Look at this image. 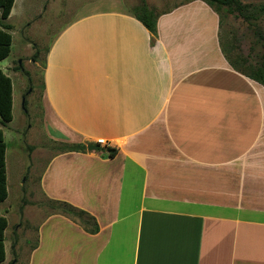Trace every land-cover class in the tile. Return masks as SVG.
Instances as JSON below:
<instances>
[{
    "label": "crops",
    "instance_id": "0c3cea01",
    "mask_svg": "<svg viewBox=\"0 0 264 264\" xmlns=\"http://www.w3.org/2000/svg\"><path fill=\"white\" fill-rule=\"evenodd\" d=\"M104 1H86L48 41L36 31L41 10L21 7L23 0L5 21L8 58L17 49L0 70L12 82L13 121L0 127L6 172L16 88L28 89L19 65L34 56L38 39L47 43L45 134L86 147L50 152L38 189L48 202L86 211L99 227L91 234L51 211L34 226L27 264H264V87L230 66L220 17L204 2L162 13L153 35L132 10ZM91 145L118 153L111 158ZM7 191L0 205L6 251L8 175ZM13 260L6 253L3 264Z\"/></svg>",
    "mask_w": 264,
    "mask_h": 264
},
{
    "label": "rangeland",
    "instance_id": "374dc122",
    "mask_svg": "<svg viewBox=\"0 0 264 264\" xmlns=\"http://www.w3.org/2000/svg\"><path fill=\"white\" fill-rule=\"evenodd\" d=\"M27 9L41 10L42 24L37 27L41 32L46 33V40H52L58 31L79 13L86 1L91 0H23ZM125 8L132 10L138 4V0H117ZM189 0H148L150 9L157 14L169 11L171 8L184 4ZM244 4H262L264 0H241ZM105 6L114 4L110 0H105ZM20 4L18 5V7ZM114 6V5H112ZM53 16V17H52ZM220 43L226 53L233 59L243 57L254 62L263 54L260 46L256 47L252 54V48L255 46L253 32L242 20L235 16L228 15L225 10L221 11ZM49 19L53 25H48L45 20ZM14 39L19 33L18 19L15 20ZM50 23V22H48ZM264 29V20L262 22ZM47 40V41H48ZM39 48L32 57H25L15 67L21 66L24 70L22 79L28 84V89L19 90L16 88V111L14 123L10 130L5 131L7 152V172L10 196L4 206L8 211L10 225L7 241V259L18 258L17 264H27L29 261V245L36 241L32 236L35 224L41 220L42 216L51 213V204L46 200L38 189L39 177L45 167L50 152H58L63 146L54 143L48 139L44 131L43 111H42V92H43V68L46 42H40L36 39ZM43 46V47H42ZM41 48V49H40ZM15 47L12 54L6 60L0 63V70L5 71L11 61L15 58ZM42 54H40V53ZM37 54V55H36ZM26 56V53H25ZM36 62H30L31 60ZM15 82V77H13ZM17 86V83L15 84ZM20 224L19 229L16 225ZM34 223V224H32ZM29 243V244H28ZM11 244V245H10ZM5 264H8L7 262ZM10 264H16L13 260Z\"/></svg>",
    "mask_w": 264,
    "mask_h": 264
},
{
    "label": "trees",
    "instance_id": "16d2710c",
    "mask_svg": "<svg viewBox=\"0 0 264 264\" xmlns=\"http://www.w3.org/2000/svg\"><path fill=\"white\" fill-rule=\"evenodd\" d=\"M139 4L132 9L135 18L142 23L153 35L157 34L158 19L161 14H157L150 9L148 0H138ZM211 7L218 15L225 10L228 15L235 16L242 20L244 24L253 32L255 46L252 48V54L256 47L260 46L263 54L254 62L243 57L233 59L226 53L222 46V51L230 66L241 75L257 82L264 87V29L262 22L264 20V3L244 4L241 0H200ZM15 0H0V62L8 58L12 45V36L10 31L12 26L5 21L8 19ZM220 17V16H219ZM221 19V17H220ZM221 23V21H220ZM221 26V24H220ZM37 55V54H36ZM20 68L19 70H21ZM13 121L12 115V82L10 78L0 71V127H7ZM98 151L108 152L111 158H114L118 150L111 148H101L94 145ZM64 152H84L85 146H63ZM8 198L7 174H6V144L2 130L0 129V205ZM52 211L57 214L65 215L75 222L79 223L87 232L96 234L99 227L95 219L86 211L78 209L66 202H50ZM8 227V221L5 217H0V264L6 260L5 250V231Z\"/></svg>",
    "mask_w": 264,
    "mask_h": 264
},
{
    "label": "water",
    "instance_id": "95a60500",
    "mask_svg": "<svg viewBox=\"0 0 264 264\" xmlns=\"http://www.w3.org/2000/svg\"><path fill=\"white\" fill-rule=\"evenodd\" d=\"M88 151H97V147L91 145L88 147Z\"/></svg>",
    "mask_w": 264,
    "mask_h": 264
},
{
    "label": "built area",
    "instance_id": "2783aa9c",
    "mask_svg": "<svg viewBox=\"0 0 264 264\" xmlns=\"http://www.w3.org/2000/svg\"><path fill=\"white\" fill-rule=\"evenodd\" d=\"M98 144L99 145H105V143L103 141H99Z\"/></svg>",
    "mask_w": 264,
    "mask_h": 264
}]
</instances>
